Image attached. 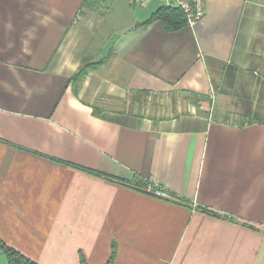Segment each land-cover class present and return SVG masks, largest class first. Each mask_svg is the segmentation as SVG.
<instances>
[{"label": "crops", "instance_id": "obj_1", "mask_svg": "<svg viewBox=\"0 0 264 264\" xmlns=\"http://www.w3.org/2000/svg\"><path fill=\"white\" fill-rule=\"evenodd\" d=\"M161 7L0 0V239L36 264H264V0Z\"/></svg>", "mask_w": 264, "mask_h": 264}, {"label": "trees", "instance_id": "obj_2", "mask_svg": "<svg viewBox=\"0 0 264 264\" xmlns=\"http://www.w3.org/2000/svg\"><path fill=\"white\" fill-rule=\"evenodd\" d=\"M155 19L160 20L165 26V28L170 32L177 31L180 28L187 25V20L183 12L177 8H172V7H161L158 10L157 14L149 22H152ZM107 59L108 58H103V60L99 62H92L90 60H86L82 65V67L80 68L79 72L73 78V80L75 82H80L89 74V72L95 69L96 66L103 63ZM142 183L143 182L137 180L135 182V185L141 186ZM0 249L6 255L9 264H36L29 258L25 257L23 254H21L19 251L6 245L1 239H0ZM114 259H115V253L113 254L108 264H112ZM82 264H86V262L83 260Z\"/></svg>", "mask_w": 264, "mask_h": 264}, {"label": "built area", "instance_id": "obj_3", "mask_svg": "<svg viewBox=\"0 0 264 264\" xmlns=\"http://www.w3.org/2000/svg\"><path fill=\"white\" fill-rule=\"evenodd\" d=\"M135 3L145 4L150 0H132ZM164 7L177 8L186 17L187 25L194 26L206 15V0H152ZM157 196H165L162 190L155 191Z\"/></svg>", "mask_w": 264, "mask_h": 264}, {"label": "water", "instance_id": "obj_4", "mask_svg": "<svg viewBox=\"0 0 264 264\" xmlns=\"http://www.w3.org/2000/svg\"><path fill=\"white\" fill-rule=\"evenodd\" d=\"M119 38V36H115L113 37L104 47L103 51H102V55L104 57H107L112 49V47L114 46L115 42L117 41V39Z\"/></svg>", "mask_w": 264, "mask_h": 264}]
</instances>
